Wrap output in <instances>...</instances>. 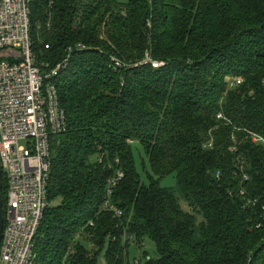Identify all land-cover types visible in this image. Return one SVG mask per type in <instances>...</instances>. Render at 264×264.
Returning <instances> with one entry per match:
<instances>
[{
  "label": "trees",
  "instance_id": "16d2710c",
  "mask_svg": "<svg viewBox=\"0 0 264 264\" xmlns=\"http://www.w3.org/2000/svg\"><path fill=\"white\" fill-rule=\"evenodd\" d=\"M31 22L40 60L55 65L70 46L87 47L55 78L66 129L51 139L34 264H100L104 248L105 264H128L134 236L156 243L151 264H264V146L242 131L264 136V0L36 1ZM148 53L166 65L111 60L133 65ZM227 75L245 81L227 91ZM221 108L243 128L236 152ZM171 175L176 186L162 185ZM240 189L259 204L244 208Z\"/></svg>",
  "mask_w": 264,
  "mask_h": 264
},
{
  "label": "built area",
  "instance_id": "2783aa9c",
  "mask_svg": "<svg viewBox=\"0 0 264 264\" xmlns=\"http://www.w3.org/2000/svg\"><path fill=\"white\" fill-rule=\"evenodd\" d=\"M36 1H45L49 7L55 2L0 0V159L6 180L0 264L35 262L36 235L49 206L51 139L66 129V114L60 104L55 78L69 67L74 50L87 49L82 43L70 46L69 55L55 65L40 60L34 50L31 22L32 6ZM48 27H51L50 23ZM45 48L49 49V44H45ZM111 60L116 69L149 63L154 68L166 65L164 61L153 59L149 53L133 65L116 55H112ZM225 81L227 91H230L240 87L245 80L242 76L227 75ZM216 115L218 120L233 126L231 138L234 143L230 151L236 152L239 136L235 131L243 128L235 126L223 108ZM242 131L251 142L264 146L262 134L249 129ZM204 147H214L213 135ZM123 177L124 172L118 171L109 181V193ZM216 177H220L219 171ZM248 179L249 176L244 174L243 180ZM239 191L244 208H254L259 204V199L248 197L244 189ZM105 206L117 215L121 214L109 202ZM77 239L81 236L75 241Z\"/></svg>",
  "mask_w": 264,
  "mask_h": 264
},
{
  "label": "rangeland",
  "instance_id": "374dc122",
  "mask_svg": "<svg viewBox=\"0 0 264 264\" xmlns=\"http://www.w3.org/2000/svg\"><path fill=\"white\" fill-rule=\"evenodd\" d=\"M120 1L126 2L127 0H120ZM133 152L135 155L137 168L142 176V179L148 183V176L146 172L147 160L142 146L139 143H134ZM147 168H149L148 165ZM162 185L175 187L176 186L175 175L165 177L162 180ZM181 203L184 207H186V209L188 208L187 204L183 200H181ZM87 245L88 248L90 249L93 248L92 243H90L89 241H87ZM127 251H128V264H151L150 260H157L160 258L156 243L150 237H143L139 243L136 240V237L134 236L129 242ZM105 254H106V248H104L102 252L99 254L98 261L100 264H105Z\"/></svg>",
  "mask_w": 264,
  "mask_h": 264
},
{
  "label": "water",
  "instance_id": "95a60500",
  "mask_svg": "<svg viewBox=\"0 0 264 264\" xmlns=\"http://www.w3.org/2000/svg\"><path fill=\"white\" fill-rule=\"evenodd\" d=\"M208 179H210V175H208ZM4 223H5V217H4V197H3V169L0 159V248L3 237Z\"/></svg>",
  "mask_w": 264,
  "mask_h": 264
}]
</instances>
